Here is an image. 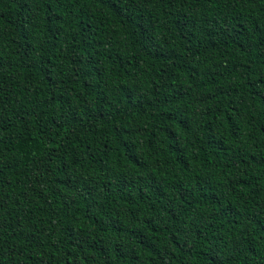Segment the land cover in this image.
<instances>
[{"label":"trees","instance_id":"obj_1","mask_svg":"<svg viewBox=\"0 0 264 264\" xmlns=\"http://www.w3.org/2000/svg\"><path fill=\"white\" fill-rule=\"evenodd\" d=\"M0 264H264V0H0Z\"/></svg>","mask_w":264,"mask_h":264}]
</instances>
